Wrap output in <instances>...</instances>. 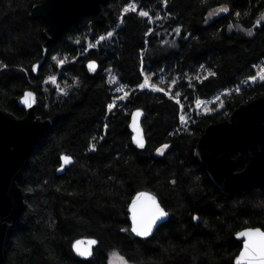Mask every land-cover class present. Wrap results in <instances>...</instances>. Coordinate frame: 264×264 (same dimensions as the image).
I'll use <instances>...</instances> for the list:
<instances>
[{
  "label": "trees",
  "instance_id": "1",
  "mask_svg": "<svg viewBox=\"0 0 264 264\" xmlns=\"http://www.w3.org/2000/svg\"><path fill=\"white\" fill-rule=\"evenodd\" d=\"M42 1L0 0V64L7 65L0 68V108L23 116L17 99L30 90L36 114L51 120L23 169L24 207L5 263L108 264L115 251L130 264H234L241 248L235 233L264 229V185L223 192L194 147L208 124L264 94V81H249L264 65V22L257 23L264 0H109L101 5L103 23L81 15L48 44L34 73L46 24L30 11ZM129 3L135 12L124 11ZM220 5L229 11L206 21ZM90 60L97 63L92 74ZM144 75L164 91L140 88ZM117 87L126 95L110 110ZM216 95L219 109L190 111ZM135 109L144 114L143 148L128 125ZM182 111L189 114L184 124ZM62 154L73 163L57 173ZM140 190L169 213L147 238L130 229L128 204ZM85 236L97 245L81 258L72 242Z\"/></svg>",
  "mask_w": 264,
  "mask_h": 264
},
{
  "label": "water",
  "instance_id": "2",
  "mask_svg": "<svg viewBox=\"0 0 264 264\" xmlns=\"http://www.w3.org/2000/svg\"><path fill=\"white\" fill-rule=\"evenodd\" d=\"M108 1L43 0L34 5L30 11L31 15L34 18L42 19L46 24L43 29L44 41L41 58L32 65L34 73L37 72L39 64L46 56L48 44L57 39L81 15L92 13L99 23H103L105 15L102 13L101 5ZM90 62L93 60L86 63V69L92 74L97 69V63L94 61L96 67L93 70L88 67ZM34 66H36L35 70ZM26 92L33 93L31 106L24 103ZM17 103L24 109V115L21 117L0 108V264H6V246L14 224L24 207V194L19 186L23 169L27 165L31 150L51 124L49 118L43 119L36 114L37 99L34 92L25 90L17 99ZM138 111L140 115L136 116V124L139 135L142 136L145 144L142 110H133L129 115L128 122L131 139L136 146L138 145L134 137L138 133L134 131L132 125L133 117ZM65 155L60 156L57 173L64 172L65 168L73 163L72 159L71 163L65 164L62 159ZM194 156L212 181L227 194L254 183L264 185V94L249 102L239 104L227 119L208 124L195 144ZM240 167L242 169H238ZM138 192H148L155 196L148 190L137 191L132 196L128 204L130 229L132 221L129 205ZM156 199L159 202L157 197ZM161 207L163 206L161 205ZM168 216L169 213L157 221L152 233L158 225L167 220ZM249 228L260 227H245L235 233L236 238L241 241V248L234 258V264L243 249L244 240V237H238L236 234ZM133 234L140 238H147ZM92 239L97 241L94 237L76 238L72 242L73 252L81 258L90 257L79 255L73 245L77 240H81L85 242L81 247H88L87 241ZM96 245L91 246V251Z\"/></svg>",
  "mask_w": 264,
  "mask_h": 264
},
{
  "label": "snow or ice",
  "instance_id": "3",
  "mask_svg": "<svg viewBox=\"0 0 264 264\" xmlns=\"http://www.w3.org/2000/svg\"><path fill=\"white\" fill-rule=\"evenodd\" d=\"M166 3V0H165ZM137 10V5L135 3H129L125 8V12H135ZM221 12H228L229 9L227 7H222L220 9ZM141 17H149L150 12L146 10H141L139 12ZM240 13H237L239 16ZM262 18H264V14H262ZM257 23H260L258 20ZM179 31V29H177ZM251 34V32H249ZM111 36L112 33L109 32L107 34ZM104 37L101 36L97 40V44L100 41H103ZM89 47H92L90 44ZM55 59V58H54ZM65 60H60L59 64L63 65ZM7 65L0 64V68H6ZM88 67L90 69H95L96 65L95 62H90ZM36 66H34L35 70ZM211 75H215V73H211ZM260 80L264 81V69H262L258 74ZM52 82H55V77H49ZM199 79V77H197ZM250 80L256 81L257 76L249 77ZM175 84V81H172ZM149 85V81L146 78L144 83L140 84V88H145ZM155 87V85H153ZM158 91H164L163 88H157ZM178 95V94H177ZM33 100V93L26 92L24 103L31 106V101ZM201 101L197 100V104H200ZM109 109L111 110L114 107V104H110ZM139 111L133 117V129L137 131L138 135L134 137L136 144L143 148L144 141L142 136L139 135V129L136 124V116H139ZM181 120H184V117H181ZM107 127V125L105 126ZM94 147V145H93ZM168 145H163L161 149H157L158 152L163 154V149H166ZM65 164L71 163L72 158L70 156H63L62 157ZM129 211L131 213V231L138 236L141 237H148L152 234L153 227L156 225L157 221L161 220L162 218L166 217L168 213L165 211L163 207H161L160 203L157 201L156 197L151 195L148 192H138L136 196L133 198L131 204L129 205ZM196 219V217H194ZM127 231V229H124ZM238 237H244L243 240V249L240 252L239 256L236 258V264H264V230L260 228H249L242 232H238L236 234ZM84 241L77 240L73 247L75 248L76 252L81 256H91V246L97 244V241L92 239L87 241L88 247L82 248L81 245L84 244ZM119 264H128V261L124 259V257H119Z\"/></svg>",
  "mask_w": 264,
  "mask_h": 264
},
{
  "label": "rangeland",
  "instance_id": "4",
  "mask_svg": "<svg viewBox=\"0 0 264 264\" xmlns=\"http://www.w3.org/2000/svg\"><path fill=\"white\" fill-rule=\"evenodd\" d=\"M222 7H225L224 5H220V6H216V7H213L211 8L207 14H206V21H210L211 19H213L214 17L218 16L219 14H221L222 12L220 11V9ZM262 14H264V9L263 11L261 12V14L258 16L257 18V21L259 20L260 22H264V18H262ZM237 28H239L238 26H236ZM240 30H243L244 33L248 34V35H251L252 34V30L249 29V30H244V29H241L239 28ZM249 32H251V34H249ZM264 69V65L261 64L259 65V67L257 68V72L255 74V76H257V79L256 80H260L259 77H258V73ZM146 75H144V78H143V81L142 83H144L145 79H146ZM149 81V80H148ZM249 81H252L249 79ZM245 84V83H244ZM145 88H148V89H153V90H156L158 87H153L150 82H149V85L146 86ZM116 94L118 96L115 97L114 101L111 103V104H115L116 102H118L119 100H121L125 95H126V92L124 90L123 87H117L116 88ZM220 95V94H219ZM219 95H216L215 97L211 98V99H207V100H199L201 101L200 104H197V101L195 102L194 106L191 108L190 111H195L196 114H199V113H205V112H209L211 111L212 109L214 110H217L220 108L221 106V99L219 98ZM218 103V104H217ZM213 104L217 105L216 107L213 108ZM184 117V120L182 121L181 120V117ZM179 119H180V122L182 124L184 123H187V121H189V114L188 112H185V111H182L180 114H179ZM119 257H121V255H119L117 252L115 251H112L110 254H109V260H108V264H119ZM128 264H130L128 262Z\"/></svg>",
  "mask_w": 264,
  "mask_h": 264
},
{
  "label": "flooded vegetation",
  "instance_id": "5",
  "mask_svg": "<svg viewBox=\"0 0 264 264\" xmlns=\"http://www.w3.org/2000/svg\"><path fill=\"white\" fill-rule=\"evenodd\" d=\"M256 81H258V80H256ZM251 82H253V81H251Z\"/></svg>",
  "mask_w": 264,
  "mask_h": 264
}]
</instances>
